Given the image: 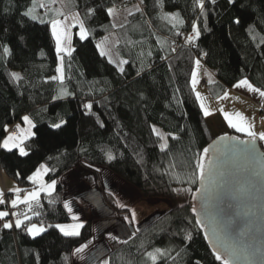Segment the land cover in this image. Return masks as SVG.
<instances>
[{"label":"trees","instance_id":"trees-1","mask_svg":"<svg viewBox=\"0 0 264 264\" xmlns=\"http://www.w3.org/2000/svg\"><path fill=\"white\" fill-rule=\"evenodd\" d=\"M134 3L144 14L135 12L127 25L113 28L107 9ZM204 3L205 15H200L194 0H163V11L179 13L184 23L171 33H160L154 25V17L161 11L157 0H143V4L140 0H68V8L79 13L89 35L82 41L73 33L74 51L71 57L63 58L64 86L74 95L53 100L60 84L49 79L57 69L50 23L33 21L23 15L32 0H0V142L5 137V125L20 124L23 115H28L36 125L35 136L24 142L28 156H20L17 149L0 148V170L13 178L22 192L36 187L28 177L43 163L51 169L45 179L57 181L52 196L40 197L41 207L36 209L40 216H32L31 223L42 221L47 227L71 221L63 207L60 179L77 166L91 173L85 182L90 185L95 181L113 218H130L131 208L118 207L117 200L101 187L93 168H104L133 187L142 199L166 200L170 204L166 212L128 238L108 232L104 237L108 264H153L146 261V253L155 247L176 250L184 247L183 259L177 257L180 264H197V261L221 264L215 259L203 226L195 223L193 196L199 180L177 183L165 170L174 160L177 167L169 171L186 176L192 171L191 164L185 168L180 161L194 163V153H202L221 137L212 136L189 86L195 59L214 74L221 92L223 86L232 87L244 78L264 90V44L260 43L264 37V0ZM89 8L94 9L90 16ZM236 20L240 23H235ZM192 23L198 25L201 33L194 41L193 50L181 48L173 54L172 41L179 39ZM137 29L144 34L143 45L147 46L143 55L139 39H128V33ZM111 33L117 35L119 56L128 61L123 74L96 48L97 41ZM160 35L166 38L167 50L158 45ZM5 46L10 50L7 57L3 53ZM169 54L172 57L168 61L160 62L162 56ZM11 73H18L22 79L13 80ZM86 103L92 104L91 110L84 108ZM60 120L66 121L60 129L49 126ZM152 126L179 139L167 136L168 149L161 152V141L152 133ZM227 135L248 139L234 129ZM257 144L264 154L259 140ZM108 151L115 156L112 162L107 160ZM187 188L191 192L173 191ZM49 200L54 203L49 204ZM4 208L5 205H0V210ZM2 225L0 220V264H73L74 250L83 244L90 247L93 242L91 219L84 221L79 237H64L53 227L32 238L24 226L9 230ZM186 232L192 234L191 241L184 240ZM156 264L165 261L159 259Z\"/></svg>","mask_w":264,"mask_h":264},{"label":"snow or ice","instance_id":"snow-or-ice-1","mask_svg":"<svg viewBox=\"0 0 264 264\" xmlns=\"http://www.w3.org/2000/svg\"><path fill=\"white\" fill-rule=\"evenodd\" d=\"M60 2L63 4V0H32V6L28 8L27 11L23 13L24 16L29 17L31 20L36 21L39 19L40 23H45L46 21L43 18L38 17L35 14V10L37 7L39 8H46L49 11L53 13V18L50 21H47L50 23L51 26V35L55 39V49L58 58L61 61V65L63 64V57L60 56L61 53H66L67 56L71 57L72 52L74 49L66 47L65 42L68 44L71 43V35L69 34L70 28L76 27L79 25V37L83 41L87 39L89 32L85 28L84 21L80 18V15L78 12H74L70 17L65 14V12L62 10V8H52L51 5H54L56 3ZM212 4L216 3V0H210ZM229 4L234 3V0H228ZM140 4H143V0H140ZM157 6L161 9L160 12V19L167 21L168 23L172 24L173 28H176L178 25H183L184 21L180 18L179 13H167L163 11V0H157ZM194 7H198L200 9V15H205V3L204 0H194ZM135 12H142L139 5L135 7ZM108 15L114 16L116 14V9L109 8L107 9ZM47 14V13H46ZM87 14L90 16L94 14V9L89 8L87 10ZM133 12L130 10L128 11V15H132ZM63 16L64 19L61 20L59 17ZM71 19L72 23L69 25L67 21ZM235 23L239 24L240 21L236 20ZM122 26V25H121ZM113 28L117 27L115 24L112 25ZM249 32H253L252 28H249ZM191 33L186 38V42L188 44L194 43L196 39L200 36V29L196 23L192 24ZM176 35H179V32L176 33ZM255 39V37H253ZM158 43H161L162 45L166 42L159 41ZM260 43L264 44V37H261ZM108 39L105 37L103 40H101L99 43H97L96 48L99 50L100 55L102 57L107 56L109 63H117L112 59L111 51L107 48ZM173 52L176 51L175 47L171 49ZM4 56L7 57L10 55V50L7 46L3 48ZM143 55V53H141ZM148 55H151L149 52ZM206 55V53H205ZM127 60H120L119 63H117V70L123 74L124 68L122 65L127 64ZM195 68L191 72L189 86L191 88L192 93L195 95L196 101L199 102V107L201 111L203 112V115L205 117L211 115V111L209 107L207 106L205 102V97L201 95L200 92L197 91V85L199 84L198 79V69L201 67V61L199 59H196L194 61ZM57 73H59L58 76H52L49 79L52 81H58L60 84V87L57 91V94L52 97L53 100L56 99H63L67 97L68 95H74L72 93H69L67 91V88L64 86L65 82V76L63 73L62 67H57L56 69ZM140 73L138 72L137 75ZM13 80L19 81L22 79V77L18 73H11L10 74ZM209 80L208 83L211 85L213 83L211 79V74H208ZM234 88H244L249 93H255L258 94L259 98H261V107H264V90H261L258 87L253 86L247 78L239 80L236 84L233 85ZM179 89H177V92ZM217 101L219 100H227L229 99V92L224 91L223 95L218 96ZM182 103V101H178ZM84 108L91 110L92 104L86 103L84 104ZM219 111L223 113L225 120L227 121L228 127L234 129L236 132L245 134L248 139L247 140H238L236 137L232 136H221L218 141L214 142L215 144H219L222 141H237L236 144L230 145L227 147V151L232 153L240 154L244 157L245 161L250 165H256L258 164L261 168V170H264V154L259 153V149L256 147L257 140L264 141V131H255L254 130V124L251 122L248 118H246L243 114L240 112H236L234 115L229 114L227 112H224L223 108H220ZM87 114V113H86ZM23 122L28 126L26 129L21 128L19 124L16 125V129L18 132V135L8 134L0 143V147L7 151H12L13 149H18L20 156H28L29 152L26 151L24 147V142L30 137H34L35 133L32 131L33 128H35V124L33 120L28 116L25 115L22 117ZM66 123L64 120H60L57 123H52L49 126L53 129H60L62 125ZM101 127H103V124H101ZM4 131H8L7 125L4 127ZM152 133L158 137L159 141H162L159 144V148L161 152H165L168 149V143H167V136H172V139L176 140L179 139V137L173 135L172 133L164 134L157 130L155 126H152ZM211 147V146H210ZM191 151V149H189ZM209 154V148H204L202 150V153H194L193 154V160L194 163L191 161H185L181 160L180 164L183 165L185 168H187L190 164L192 167V171L188 173L186 176H183L181 174L176 173L175 171H169L174 170L177 167V164L174 160L170 161L168 164V169L165 170V174L171 175L173 179L177 183L180 182H187L189 184L195 183L198 179L200 182V195L199 199L201 201V212L204 216H208L210 213V205L211 201L214 195V184L215 179L217 176V168L215 166V162L213 160H208L207 164L205 163L207 157ZM107 160L109 162H112L115 159V156L111 153V151H108L106 153ZM51 159V157H49ZM51 169H49L45 164H40L39 167L35 170V172L28 177V179L34 184H38L39 187L31 192H28L23 199H20V189L15 188L13 191L16 194V198L12 199L10 201L11 207L16 208L19 204H25L27 205V210L24 213H17L12 212L11 215L15 217L14 224L10 221H5L2 225L3 229H21L22 226H24V230L26 233L31 236L32 238H36L37 236H40L42 233L46 232L48 228H56L59 230V232L64 237H79L81 232L80 230L84 228V223L80 222V217L78 215H72L71 219L73 221L72 224H48L47 227L43 224L41 221L39 224L37 223H31L32 216H40V212L36 211V209L40 208V202L39 197L40 193L44 192L47 193L48 196H52L53 191L56 188L57 181L53 179L50 183H45L43 181V176L47 174ZM255 171V169H253ZM19 175V173H17ZM174 192L177 194H180L181 191L183 192H191L190 188L187 189H173ZM197 197L193 196V199L195 200ZM5 200L3 198V192H0V204H4ZM49 204H53V200L48 201ZM35 205V207H34ZM117 206L120 208H126L127 206L124 204H121L119 201H117ZM63 207L67 209L69 213H72V207L69 202H64ZM183 207V205H181ZM131 216L130 218L128 216L125 217L126 220H129L130 223H134L137 219V214L135 210L129 209ZM192 211L195 213L197 210L195 207H193ZM28 213H32V215H29ZM9 216L8 211H0V220H4V218ZM22 217V218H21ZM28 221V224H25V222ZM197 225L202 224L203 221L201 219H197L195 221ZM176 233H174L175 235ZM213 235L216 237L217 244L214 247L213 254L215 256V259L217 261H220L221 264H235V261H237L241 256H244L247 258L248 256L254 255V252H250L246 249H238L234 244L230 243L229 240L217 233L216 228H213ZM207 238V237H206ZM113 239H115L113 237ZM192 234L190 232H186L184 236L185 241H191ZM88 243H91L89 241ZM126 243V241H125ZM88 247V244H83L80 247H77L74 250L73 255L79 256L80 259H83V256L80 255L84 252V250ZM143 247V245H141ZM173 251H175V255H172ZM185 253V248L181 247L179 250H176L174 248H160L155 247L153 251H149L146 253L147 258L153 262V264H156V261L158 258L165 261V264L170 260L172 261V264H180V262L177 260V257H180V259H183V254ZM67 257H64V260L67 261ZM38 260V258H37ZM39 264V262H38ZM105 264H108L106 261ZM197 264L199 262L197 261Z\"/></svg>","mask_w":264,"mask_h":264},{"label":"water","instance_id":"water-1","mask_svg":"<svg viewBox=\"0 0 264 264\" xmlns=\"http://www.w3.org/2000/svg\"><path fill=\"white\" fill-rule=\"evenodd\" d=\"M218 140L207 147V161L213 160L217 168L210 213L204 216L201 212L199 182L194 200L196 219L203 221L200 225L213 250L217 244L215 227L219 235L238 249L254 252L247 258L241 256L235 264H264V170L258 164H248L242 155L227 151L237 141L215 144ZM256 147L263 154L257 142Z\"/></svg>","mask_w":264,"mask_h":264},{"label":"rangeland","instance_id":"rangeland-1","mask_svg":"<svg viewBox=\"0 0 264 264\" xmlns=\"http://www.w3.org/2000/svg\"><path fill=\"white\" fill-rule=\"evenodd\" d=\"M39 2V0H38ZM32 4L30 5V7ZM29 7V8H30ZM52 8H62L66 9L68 7V0H63V4L60 2L51 5ZM28 10V9H27ZM47 13V14H46ZM176 13V12H174ZM35 14L43 18L45 21L49 20L50 17L53 16V13L49 11L46 8H39L37 7L35 10ZM39 21V19L37 20ZM107 39H110L109 36H106ZM99 43V42H97ZM60 61V59H59ZM61 64V61H60ZM59 64V67H60ZM200 86L199 84L197 85ZM244 108L249 111V114L247 115V118L253 122L254 124V130L264 131V121L261 119V117H258L255 115V111H253V117L250 115L251 110L247 103H242ZM252 108V107H251ZM20 127L22 126L19 124ZM28 126L25 124L21 128L26 129ZM158 131L162 132L161 130L157 129ZM164 133V132H162ZM165 134V133H164ZM243 134V133H242ZM227 134H222L220 136H225ZM162 142V141H161ZM207 164V159L205 161ZM45 164V163H43ZM46 165V164H45ZM47 166V165H46ZM39 167V166H38ZM1 172V170H0ZM1 176L3 177V183L0 179V192H9V198L7 199L6 196L3 194V198L5 200V203L2 205H5L6 208L0 210V211H8L9 212V218L7 220H3V223L5 221H10L14 224L15 217L11 215L12 212L17 213H24L27 210V205L25 204H19L16 208H12L10 201L12 199L16 198V194L13 191L15 188H19V186L16 184V182L13 180V178L7 176L5 173H2ZM91 176V173H87L86 175H83V178H81V175H77L76 173H71L63 176V182L65 184V187H63V191L65 194V202H69L72 207V213L71 216L78 215L80 217V222L84 223L83 219H91L94 223L93 229V239L92 245L90 247H87L84 252L80 255L83 256V259H80L79 256L74 255L76 257L77 262L76 264H88V261H99V264H105V262H108L107 257L105 254L108 252L107 244L104 240L105 235L112 231L114 235L118 238H128L133 232L139 231L141 228H143L145 225H147L153 218H155L157 215L166 212L170 208V204L166 200H160V199H142L138 193L137 196L131 195V193L123 187H125L124 182H122L121 179H119L117 176L112 174L106 169H101L99 176V182L101 187L108 193H110L117 201H119L121 204L126 205L127 207L131 208L132 210H135L137 214V219L134 223H130L128 220H122L119 221L115 218H113V212H106L104 208H102L101 200L99 194L94 195V191L87 190L84 186H90V187H96L97 191L100 193L98 187L96 186L95 181L92 183L87 184L85 182V177ZM46 174L43 176V181L45 183H50L51 181H47L45 179ZM4 184V185H3ZM3 186H6V190L3 191ZM39 187L38 184H36L35 188H31L25 191H21L20 189V199H23L24 196ZM97 192V193H98ZM42 194H47L44 192L40 193V197ZM121 194V195H120ZM101 195V193H100ZM119 195V196H118ZM131 196V197H129ZM39 197V199H40ZM98 198V199H97ZM102 198V196H101ZM128 198V199H127ZM85 199L87 203L85 202ZM88 199V200H87ZM103 201V199H102ZM90 202V204H89ZM104 202V201H103ZM92 206L95 212L91 210ZM92 204V205H91ZM105 204V203H104ZM106 205V204H105ZM107 206V205H106ZM108 207V206H107ZM109 208V207H108ZM86 210V213L84 212ZM106 212V213H105ZM29 215H32V213H28ZM22 218V217H21ZM73 221L69 223H63V224H72ZM38 224V223H37ZM105 245V246H103ZM158 258L157 260H159ZM146 261L148 263H152L151 260L147 258L146 255ZM91 263V262H90Z\"/></svg>","mask_w":264,"mask_h":264},{"label":"crops","instance_id":"crops-1","mask_svg":"<svg viewBox=\"0 0 264 264\" xmlns=\"http://www.w3.org/2000/svg\"><path fill=\"white\" fill-rule=\"evenodd\" d=\"M204 1H206V0H204ZM136 6H137V4L134 3V4L128 5V6L123 7V8H114V9H116V14L114 16H111V17L109 16V17H110V20H111L112 24H115L117 26L115 28L122 27V26L127 25L129 23V20L131 19V15H128V11L131 10L133 12V14H134L135 13L134 9H135ZM63 11L69 17L75 12L72 9L68 8V7L66 9H63ZM160 12L161 11H159V13H157L156 16L154 17V25H156L155 26L156 29L160 33H171V31L173 29H175V28L172 27V24L168 23L167 21H164V20L160 19ZM167 13H174V12H167ZM52 18H53V16L50 17L49 20H46V21H50ZM59 19L63 20L64 17L61 16V17H59ZM67 23L70 25L72 23L71 19H69L67 21ZM179 26H181V25H178L176 28H178ZM50 29H51V26H50ZM73 33H76L77 36H79V25H77L76 27L70 28L69 34L71 35V39H72ZM107 36H109V38H110V39H108L107 48L111 51L112 59L114 61H116L117 63H119V61L123 60V59L119 56V54H118V52L116 50V46H117V43H118L117 35H116V33H111V34H109ZM105 37L106 36H104L103 38L99 39L97 42H100ZM128 37H129L128 39H135V38L139 39L137 41L141 42V44H140L141 45V47H140L141 52L143 53V52L146 51L147 46L143 45V43H145L144 34L143 33H139L138 29L136 31H131V33H128ZM157 38H158L157 41L159 40V41H164V42H165V39H166L164 36H161V35L159 37H157ZM158 45L161 46L164 50L168 49L167 48V46H168L167 43H165L163 45L161 43H158ZM65 46L69 47V48H72L71 43L68 44L67 42H65ZM137 50H139V49H137ZM60 56H62L64 58V57H67V54L66 53H61ZM105 57L108 59L107 56H105ZM117 63H113L116 66V68H117ZM59 64H60V61H59V58L57 56V67H59ZM122 66H123V68H125V64L122 65ZM60 67H62V69H63V64L62 65L60 64ZM194 68H195V64H194ZM194 68H193V70H194ZM197 71H198V79H199V85H200L199 87L197 86V91L200 92L203 97H205V102H206L207 106L209 107V109H210V111L212 113L211 115L205 117L206 123L208 125V128H209L212 136L216 137V136H220L222 134H228L229 130L232 129V128L228 127L227 121L225 120L223 113H221L219 111L220 108H223L224 112H227V113L233 114V115L236 112H240L241 114H243L247 118V115L249 114V111L246 110L244 108V106L242 105V103H247L249 105V107H250V110H251L250 115H252V117H253V111H255V115L258 116V117H261V119H262L261 113L264 111V107H261L262 101H261V98H259L258 94L249 93L244 88H234L233 86L232 87L223 86V91L221 92V90L219 89L217 84H215V83L218 82V80L216 79V77L214 76V74L210 70L206 71L203 68L202 62H201V67ZM208 74H211V79L213 81V83L211 85H209V83H208V80H209ZM58 75H59V73H57V71H56V74L54 76H58ZM201 77H205L207 79L206 84H202L201 83ZM207 83H208V85H207ZM224 91H228L229 92V99L217 101L216 98L218 96L223 95ZM23 116H25V115H23ZM22 117H21L20 124L23 126V125H25V123L23 122ZM32 131H33V129H32ZM3 139L1 140L0 143H2ZM260 143L262 145L263 152H264V141H260ZM0 148H2V147H0ZM93 169L99 175L100 174V170L103 169V168H93ZM71 173H73V174L76 173L77 175H81V178H83V175H86L87 173H89V171L77 166L76 168H74L73 170H71L67 174H71ZM1 174L2 173L0 172V179H1L2 183H3V177L1 176ZM67 174H65V175H67ZM60 181H61L63 187H65V184L63 182V177L60 179ZM122 182H124V181L122 180ZM124 184H125V187H123V189L127 190L128 193L130 192L131 195H133L134 197L138 195V192L133 187L128 185L126 182H124ZM84 186L86 187L87 190L94 191L93 192L94 195H96V194L98 195L99 194V196H100L99 198L101 200L102 208H104L107 213L111 211L104 204V202L102 201L101 195L97 191L96 187H90V186H87L85 184H84ZM4 190H6V186H3V191ZM3 194L6 196L7 199L9 198V195H10L9 192H5V193L3 192ZM129 197H131V196H129ZM64 202H65V194H64V197H63V205H64ZM85 202L87 203L86 199H85ZM89 204H90V202H89ZM90 207H91V210L93 212H95L93 207L92 206H90ZM66 211H67V209H66ZM67 213H68V215H69V217L71 219V214L68 211H67ZM91 220H92V217H91ZM83 221H85V219H83ZM119 221L122 222V220H119ZM93 227H94V223H93ZM93 241H94V239H93ZM103 246H105V245H103ZM76 262H77L76 257H73V264H76ZM90 262L93 263L95 261H93V262L92 261H88L87 263L90 264Z\"/></svg>","mask_w":264,"mask_h":264},{"label":"built area","instance_id":"built-area-1","mask_svg":"<svg viewBox=\"0 0 264 264\" xmlns=\"http://www.w3.org/2000/svg\"><path fill=\"white\" fill-rule=\"evenodd\" d=\"M141 10H142V13H143V9H142V8H141ZM143 14H144V13H143ZM192 24H193V23H192ZM192 24H191V26H190V28H189L188 30L184 31V32L181 34V37H180L179 39H175V40L172 41V45H173V47H175V49H176V51L173 52V54L179 52V50H180L181 48H187V49L190 50V51L193 50V48H194V43H192V44H188V43L186 42V38H187V36H188L189 34H192V33H191ZM171 57H172V54H169L168 56H162V57L160 58V62H163V63H164V62L168 61ZM203 68H204L206 71H208V69L204 66V64H203ZM206 82H207V79H206L205 77H201V83H202V84H206ZM261 116H262V119H263V121H264V111L261 113ZM17 124H18V123L15 122V123H13L10 127H8V131L5 132V136H7L8 134L17 135V134H18L17 129H16V125H17ZM0 205H2V204H0Z\"/></svg>","mask_w":264,"mask_h":264}]
</instances>
